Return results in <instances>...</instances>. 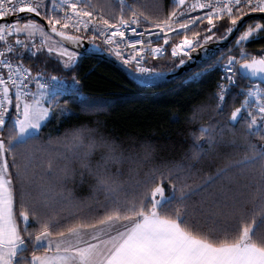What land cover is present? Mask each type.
Returning a JSON list of instances; mask_svg holds the SVG:
<instances>
[{
  "label": "snow or ice",
  "instance_id": "6c2138e0",
  "mask_svg": "<svg viewBox=\"0 0 264 264\" xmlns=\"http://www.w3.org/2000/svg\"><path fill=\"white\" fill-rule=\"evenodd\" d=\"M258 41L264 0H0V264H264V43L248 50ZM93 56L137 90L219 69L211 103L185 117L198 127L180 159L157 163L145 144L125 176L92 167L83 129L55 137L71 155L44 139L75 115L70 101L114 106L84 91L79 69ZM73 161L93 179L88 198L68 187Z\"/></svg>",
  "mask_w": 264,
  "mask_h": 264
},
{
  "label": "trees",
  "instance_id": "16d2710c",
  "mask_svg": "<svg viewBox=\"0 0 264 264\" xmlns=\"http://www.w3.org/2000/svg\"><path fill=\"white\" fill-rule=\"evenodd\" d=\"M169 2L170 0H164L165 5ZM146 3H151V0H146ZM261 43L264 41L252 42L248 50L258 53ZM159 62L165 65V68L169 63L167 58L161 59ZM49 63L51 65L54 62L50 61ZM89 68L93 70L89 72ZM50 71L56 74L51 67ZM218 74L219 69H216L212 77H217ZM79 76L86 94L102 98L106 102L114 101V106L109 107L107 112L95 113L99 114L100 119L104 121V129L109 138L125 148L129 145L138 148L140 153H142V145H150L154 150L153 159L157 163L180 159L191 140L188 134L189 128L198 127V124L189 125L186 123V115L195 104L211 103L210 94L215 90V79L212 77L200 84L191 82L183 84L173 81L161 83L157 88L137 90L119 66L94 56L84 60L79 69ZM172 89L175 91L172 92ZM61 103L63 104V101ZM66 106L70 107L75 115L62 124L53 120L45 129V140H47L49 132L59 136L63 129L93 118L91 115L81 112L79 105L73 101H70ZM173 117H178V119H173ZM211 118L213 117L209 110L205 113L204 120L208 121ZM228 139L229 137L225 136V141ZM36 148H39V145ZM218 151L222 156L229 154L231 146L222 143ZM99 160L100 156L97 153H93L89 157L91 165ZM218 163H220L219 158L212 162L206 161L203 167L206 171L212 170ZM75 168L77 175L69 182L68 187L74 196L88 198L92 195L93 179L80 166ZM117 170L127 176L128 169L124 170L119 164H116L111 171ZM80 172L84 173L83 178H81Z\"/></svg>",
  "mask_w": 264,
  "mask_h": 264
},
{
  "label": "clouds",
  "instance_id": "9594fccd",
  "mask_svg": "<svg viewBox=\"0 0 264 264\" xmlns=\"http://www.w3.org/2000/svg\"><path fill=\"white\" fill-rule=\"evenodd\" d=\"M85 114L91 115L93 118L88 121L80 122L72 127L63 129L60 132L59 136H70L74 132L83 129L82 135L85 138V142H87L89 139H94L96 143V148L93 153L99 154L100 160L96 161L92 165L93 168L99 166L101 169H107L111 171L112 167L116 164H119V166L124 170H127L129 169V167H132L133 159H135L136 155L140 153L139 149L132 147L131 145L125 148L123 145L117 144L115 140L109 138V136L106 134L104 129V121L100 119L99 114L91 112H85ZM52 136L54 139L52 141L51 147L54 150H59L62 152L67 151L69 155H71L72 149H66L62 142H58L55 139V137H57L55 134H53ZM112 150H115L116 152H122L126 158L119 163H116L112 159L107 158L110 156ZM129 156H131V159L127 158ZM73 166L79 167V163L73 161ZM145 166H147V164Z\"/></svg>",
  "mask_w": 264,
  "mask_h": 264
},
{
  "label": "water",
  "instance_id": "95a60500",
  "mask_svg": "<svg viewBox=\"0 0 264 264\" xmlns=\"http://www.w3.org/2000/svg\"><path fill=\"white\" fill-rule=\"evenodd\" d=\"M245 19H247V18H245ZM229 39H231V37L229 38ZM225 43H227V42H221V44L223 45V44H225ZM208 47H212V44L210 43L209 45H208ZM194 56H199L200 55V51L198 50L196 53H194L193 54ZM105 60H108V59H105ZM108 61H110V60H108ZM112 63H114V64H116L114 61H111ZM117 65V64H116ZM118 66V65H117ZM171 75L172 74H170V77H171Z\"/></svg>",
  "mask_w": 264,
  "mask_h": 264
},
{
  "label": "built area",
  "instance_id": "2783aa9c",
  "mask_svg": "<svg viewBox=\"0 0 264 264\" xmlns=\"http://www.w3.org/2000/svg\"><path fill=\"white\" fill-rule=\"evenodd\" d=\"M5 19H8V18H5ZM254 54H256L255 52H253Z\"/></svg>",
  "mask_w": 264,
  "mask_h": 264
},
{
  "label": "rangeland",
  "instance_id": "374dc122",
  "mask_svg": "<svg viewBox=\"0 0 264 264\" xmlns=\"http://www.w3.org/2000/svg\"><path fill=\"white\" fill-rule=\"evenodd\" d=\"M68 107V106H67ZM70 108V107H69ZM73 111V110H72Z\"/></svg>",
  "mask_w": 264,
  "mask_h": 264
}]
</instances>
